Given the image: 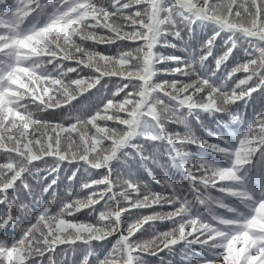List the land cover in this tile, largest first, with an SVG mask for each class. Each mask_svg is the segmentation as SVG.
Instances as JSON below:
<instances>
[{"label": "snow or ice", "instance_id": "6c2138e0", "mask_svg": "<svg viewBox=\"0 0 264 264\" xmlns=\"http://www.w3.org/2000/svg\"><path fill=\"white\" fill-rule=\"evenodd\" d=\"M197 21L218 29L206 43V54L185 61L154 51L158 46L175 48L168 36L182 40L180 25L191 32ZM221 32L246 38L249 58L217 84L199 75L195 65H203L212 54L213 40ZM124 41L142 43L129 44L116 54L91 46ZM235 47L236 41L231 40L227 51L217 57V71ZM64 61H74L76 67L65 68ZM163 64L174 67H157ZM83 68L90 73L68 77ZM241 72L244 77H237ZM160 74L190 79L157 82L154 78ZM105 77L118 78L116 90L102 106L73 117L67 125L34 119L24 103L30 101L41 112L71 107L78 96ZM258 91L264 92V0H110L107 4L105 0H0V151L6 154V160L0 162V205L6 206L0 216V232L17 222L15 194L21 188L30 190L24 175L34 161L53 157L56 167L52 172L64 161H82L90 171L106 170L101 178L81 184V190H88L86 197L64 202L55 213L48 201L33 213L35 222L25 225L18 238L0 239V264H37L36 257L42 264L46 254L48 264H56L53 254L60 245L87 247L83 264H89L93 242L116 233L119 238L97 264H143L144 254L157 255L178 244L201 250L188 257L186 264H264V188L259 196L249 190L247 175L254 157L264 161V113L248 124L235 145L211 132L209 135L220 142L210 143L190 132L165 131L166 122H180L177 112L181 108L224 112ZM239 119L232 117L234 122ZM141 135L167 145L170 160L185 172L191 199L177 195L172 185L171 196H165L133 178L113 174L111 162ZM186 144L224 154L230 165L218 166L201 157L194 171L185 163ZM55 184L52 179L43 193ZM213 189L220 195H211ZM142 191L145 194L141 195ZM225 197L238 199L247 211L230 206ZM101 201L105 210L99 211L97 223L66 219L85 208L95 210ZM121 201L127 207H121ZM164 204L179 206L172 212L141 216L122 227L124 213ZM20 207L27 209L26 205ZM158 219L171 220L174 227L149 241L133 239L145 224Z\"/></svg>", "mask_w": 264, "mask_h": 264}, {"label": "trees", "instance_id": "16d2710c", "mask_svg": "<svg viewBox=\"0 0 264 264\" xmlns=\"http://www.w3.org/2000/svg\"><path fill=\"white\" fill-rule=\"evenodd\" d=\"M105 3H110V0H105ZM30 20L32 18H29ZM43 17L40 18L41 22ZM182 40H174L171 36L168 39L175 43L177 46L172 47H157V51L167 56L183 57L185 61H192L198 59L201 55L208 52L206 47L207 41L213 38L214 33L218 31L216 26L210 23H201L197 21L191 26V32L187 27L180 25ZM100 34H104L103 30H97ZM231 37V39H230ZM231 40L236 41V47L233 49L228 60L221 65L219 71L216 69V59L222 56L225 51L231 46ZM135 43L124 41L117 42L115 45L96 44L89 45L94 47L96 51L103 53L116 54L119 50H124L126 47ZM249 49V41L236 34L233 36L228 32H221L215 36L211 48V55L203 62V65H195L199 75L210 77L213 83H220L228 71L236 65L243 63L249 57L246 51ZM66 67H76L74 61H64ZM51 68V65H48ZM82 67V66H81ZM158 68L174 67V65L163 64L157 65ZM90 73L89 69L83 68L78 73H69L68 77L75 79L79 76H86ZM244 73H237V77L243 78ZM182 79L188 82L186 77H174L171 75L160 74L154 79ZM193 79L195 77H192ZM118 78L112 77L111 79L105 77L101 80L95 88L90 89L88 92L78 96L76 101H73L71 107L64 106L57 109H48L47 111H39L36 106L31 104L30 101L25 100L24 103L28 104V110L33 112L34 119L48 120L54 123H67L73 117L78 115H85L90 111H94L97 106H102L106 97H110L112 92L116 90ZM229 86L232 81L227 82ZM42 87V85H41ZM127 91V90H126ZM121 97L124 93L120 94ZM166 104L172 105L173 102L169 101L166 97H160ZM264 113V92H255L251 97L239 101L236 104L229 106L227 111L208 113V112H190L187 108H181L177 112V117L180 122L165 123V131L167 133H180L190 132L198 139L208 140L210 143L220 142L209 133H215L217 136L223 137L229 144L235 145L237 138L246 130L248 124L255 119V117ZM233 116H239L238 121H233ZM74 122V121H73ZM184 151L188 153L185 163L192 167L195 171L198 167V160L203 157L215 163L218 166L227 167L230 165L229 158L224 154H219L211 151H206L196 144L184 145ZM168 147L163 141H150L146 140L142 135L134 138L129 146L122 149L118 157L111 162L113 174H120L124 177L133 178L137 182L145 184L151 192H158L165 196H171L172 185L177 189V195H189L188 181L184 170L181 167L175 166L167 155ZM6 160V154L0 151V162ZM56 167V162L53 157H45L43 160L34 161L33 165L29 167V171L25 173L24 179L30 185V190L20 189L16 193V203L14 205V214L18 219L15 226L9 225L4 231L0 232V239H7L9 241L16 239L21 234V229L30 222H35L33 213L37 212L42 204L51 201L50 208L53 213L58 212L60 206L64 202L75 198H84L88 194V190H81V184L90 179H99L103 174H106L105 169L88 170L83 166V162L68 163L64 161L59 164L58 170L52 172L51 169ZM249 176L248 188L259 196L262 188H264V161H261L259 156L254 157V164L247 166ZM75 173V178L73 177ZM202 174L201 172L196 173ZM211 173H209L210 175ZM154 177L156 179H154ZM52 179H56V184L49 190L48 193H43V188L46 187ZM159 180V183L157 182ZM223 183V182H221ZM11 193V190H10ZM145 194L143 191L141 195ZM211 195H220L216 190H211ZM11 198V197H10ZM189 199L191 196L189 195ZM225 202L230 206L236 208L238 211L244 213L247 209L240 201L233 197H225ZM26 205L27 209H23L20 205ZM121 207H127V203L121 201ZM179 205L163 206L156 205L147 209H132L124 213L121 217L122 227L127 226L139 219L141 216L151 215L153 213L164 214L172 212L175 207ZM105 210L104 202L95 206V210L82 209L74 214V216L66 217L68 220L85 223H97L99 211ZM6 211L5 205H0V216ZM223 214L226 213L223 209H219ZM179 219V218H177ZM178 226V225H177ZM174 227L171 220H155L144 225L141 232L136 233L133 239H140L149 241L155 235L169 231ZM119 238V233L109 237L105 241L93 242L92 256L88 257L89 264H97L98 259H103L104 255L111 249L113 244ZM201 251L197 246H186L178 244L171 250L165 249L160 251L157 255L144 254L143 264H186L187 258L194 255L195 252ZM88 255V248L85 246H67L60 245L57 247L53 258L56 264H83L85 257ZM37 264H41V258L36 257ZM42 264H48L47 254L43 259Z\"/></svg>", "mask_w": 264, "mask_h": 264}, {"label": "rangeland", "instance_id": "374dc122", "mask_svg": "<svg viewBox=\"0 0 264 264\" xmlns=\"http://www.w3.org/2000/svg\"><path fill=\"white\" fill-rule=\"evenodd\" d=\"M139 43H142V42H136L134 45H132V47H135L137 44H139ZM156 81H158L159 79H155ZM217 264H219V262H217Z\"/></svg>", "mask_w": 264, "mask_h": 264}]
</instances>
